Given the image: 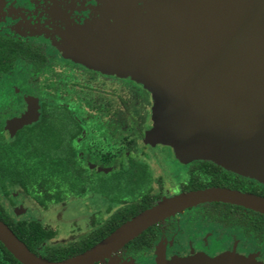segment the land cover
Listing matches in <instances>:
<instances>
[{
    "label": "flooded vegetation",
    "instance_id": "af4514ba",
    "mask_svg": "<svg viewBox=\"0 0 264 264\" xmlns=\"http://www.w3.org/2000/svg\"><path fill=\"white\" fill-rule=\"evenodd\" d=\"M100 5L97 0H0V219L13 233L34 223L42 239L32 251L62 252L57 260L85 250L179 192L225 187L264 197L262 181L208 159L179 157L152 134L154 100L140 81L107 68L77 67L76 61L86 62L85 50L94 47L82 26L98 21ZM8 38L16 41L15 52L7 49ZM17 69L30 73V84L17 82ZM78 76L84 82H77ZM73 85L84 87L75 95ZM29 111L34 118L17 126L15 120ZM14 153L18 162L38 167L26 187L7 178ZM157 154L171 161L176 183L170 193L164 192L163 177L169 166L156 163ZM138 241L146 247L138 249ZM158 248L166 258L234 252L264 263V212L225 201L198 203L147 227L112 257L156 264ZM0 264L22 263L0 242Z\"/></svg>",
    "mask_w": 264,
    "mask_h": 264
},
{
    "label": "water",
    "instance_id": "95a60500",
    "mask_svg": "<svg viewBox=\"0 0 264 264\" xmlns=\"http://www.w3.org/2000/svg\"><path fill=\"white\" fill-rule=\"evenodd\" d=\"M139 2L144 3L118 1L122 17L116 37L101 46L92 43L84 60L148 86L160 122L152 134L176 140L182 157L208 159L264 183V0H172L151 11ZM34 116L29 111L15 124ZM214 200L264 212L262 196L205 187L163 197L95 244L61 260L30 250L1 219L0 242L22 264H93L105 259L107 264H138L112 253L165 217ZM156 263L264 264L234 252L166 258L160 251Z\"/></svg>",
    "mask_w": 264,
    "mask_h": 264
},
{
    "label": "rangeland",
    "instance_id": "374dc122",
    "mask_svg": "<svg viewBox=\"0 0 264 264\" xmlns=\"http://www.w3.org/2000/svg\"><path fill=\"white\" fill-rule=\"evenodd\" d=\"M52 1L53 2H57V0H52ZM97 1L101 3V5H100V7H101L100 8L101 9V16L99 17L98 21H93V22L87 21L85 24H83L84 26H82V28L84 29V31L89 36L91 35V38H92V40H93V42L95 43L96 46H101V45H103L105 43H108V42L112 41L116 37V34L119 31L118 27L120 26V23H121V18L120 17H122V15H121L122 13H121V7L118 4L119 0H97ZM142 1L145 4H147V6H146L147 9L151 11L152 9H154V10L162 9V6H164V4L169 3L172 0H142ZM67 3H68L67 7L70 8L71 4L69 3V1ZM144 3H143V6H144ZM72 8H73V6H72ZM72 8H71V11H72ZM174 9L176 10V8H174ZM182 9L184 10V8H182ZM143 12L150 16V14L147 13L145 8H144ZM57 13H58V11H57ZM159 13L162 14V12H159ZM130 15H131L130 18L134 19L135 15L132 16V13ZM138 28H140V27H138ZM89 46H91V45H89ZM70 54L72 56L75 55L73 53H70ZM64 56L65 57H69L70 55H69V53L65 52ZM80 61L81 60L76 61V62H78L81 65V66L77 65V67H81V68L82 67L85 68L87 66L93 67L88 62H84L83 60H82L83 62L82 61L80 62ZM93 68H96V67H93ZM16 71L17 72H15V76H16L17 82H21V79H22L24 81V84L27 83V82H29V84L31 83V80H30L31 77H30V73H28V71H25V70L21 71L19 69H17ZM121 77H123V76H121ZM81 78L82 77L78 76V77L75 78V80H77V82H80V83L84 82ZM130 78L135 79L134 77H130ZM87 82H89V81H87ZM141 83L145 87H147V89L151 93L152 98H153V100L155 102V99H154V96H153V93L151 92V90L143 82H141ZM41 86H43V85H41ZM79 86H76V85L72 86V90H73L75 95H78V93H79L78 89H80V88L82 89L84 87V86H82V87H79ZM40 90H44V89L41 88ZM44 92H46V89H45ZM182 111L186 112L187 110L182 108ZM152 119H153V123H152L153 127L152 128H157L160 125L159 120L155 116H153ZM129 124L130 123H128V125ZM129 126H131V124ZM158 137L160 139H164V142H166L169 146H171L174 149V151L178 154L179 157H182V154L180 153L181 151L179 149L180 145H178V142L176 140L174 141L170 136H164L163 138H161L160 136H158ZM155 158H157L156 159V163L161 164V165L162 164H168V166H169V167L164 168L165 170L163 171V173H164L163 177H164V180H165V183H166L164 192L170 193L171 191H173V188H174L175 183H176V179H174L175 177H173V172L170 171V167L172 166L171 161L164 160V158L162 156H160L159 154L155 155ZM154 163H155V161H154ZM171 168H173V167H171ZM159 248H160V246H159ZM159 248L156 249L155 255H157V251H160L161 253L163 252V250H161ZM196 253H199V252H195V253H192V254H196ZM192 254H190V255H192ZM136 263H138V262H136ZM138 264H140V263H138Z\"/></svg>",
    "mask_w": 264,
    "mask_h": 264
},
{
    "label": "trees",
    "instance_id": "16d2710c",
    "mask_svg": "<svg viewBox=\"0 0 264 264\" xmlns=\"http://www.w3.org/2000/svg\"><path fill=\"white\" fill-rule=\"evenodd\" d=\"M6 45H7L8 50H12L13 52L16 51L15 50L16 49V41L8 38V39H6ZM13 55L14 54L8 55V60L12 59ZM58 116H60V115H58ZM30 141L32 142V140H30ZM37 168L38 167L35 166V164L33 162H29L28 160H25V159L22 162H20V161L18 162L16 155L14 153V154H12V158H9L7 161V168H6L7 173H8L7 178L9 179L10 182L11 181L13 183L18 182L22 186L26 187L27 186V185H25L26 183L29 184V182H30V184H31L32 176L34 174L36 176V174L39 173ZM45 172L47 173V170H45ZM40 173H42V171ZM74 185L76 186V184L74 182H72V185H71L72 189L77 188V187H74ZM28 187H30L29 189H32L30 185H28ZM14 233L20 240H22L26 244V246L30 250H34V245L39 243V240L42 239L41 231L39 228L36 227V225L34 223H31L29 225L28 229H26L25 227H23V228L20 227V228L14 229ZM143 236H144V234L139 236L138 238L140 239ZM136 247L138 249H141V248L146 247V244L139 243V241H138ZM61 253L62 252L54 251L53 254L51 253V256H49L50 254L49 255H42V256L47 258V259H50V260H57V259H60L59 256H61ZM57 255H59V256H57ZM9 257H12V256L9 254ZM63 257H64V255H63Z\"/></svg>",
    "mask_w": 264,
    "mask_h": 264
}]
</instances>
